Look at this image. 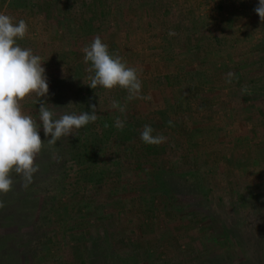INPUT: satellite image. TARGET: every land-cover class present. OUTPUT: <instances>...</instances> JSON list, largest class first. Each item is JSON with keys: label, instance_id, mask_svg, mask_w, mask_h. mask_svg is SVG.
<instances>
[{"label": "rangeland", "instance_id": "rangeland-1", "mask_svg": "<svg viewBox=\"0 0 264 264\" xmlns=\"http://www.w3.org/2000/svg\"><path fill=\"white\" fill-rule=\"evenodd\" d=\"M10 1L0 0V12L26 21L17 43L40 56L48 85L66 82L69 65L86 70L82 48L99 36L137 69L143 97L73 77L67 100L79 102L77 114L91 111L90 94L102 100L97 117L113 120L105 140L123 169L100 173V156L93 173H81L66 151L83 128L63 137L66 151L39 192L0 207V234L27 236L23 264H264L259 0H28L24 9ZM67 50L77 53L72 64L61 58ZM39 100L20 102L38 124ZM144 125L166 141L143 143Z\"/></svg>", "mask_w": 264, "mask_h": 264}, {"label": "clouds", "instance_id": "clouds-1", "mask_svg": "<svg viewBox=\"0 0 264 264\" xmlns=\"http://www.w3.org/2000/svg\"><path fill=\"white\" fill-rule=\"evenodd\" d=\"M254 11L264 21V0H259ZM27 32L25 20L14 22L13 17L0 12V193L4 194L12 189L13 172L31 183L33 174L38 171L35 159L43 147L39 134L41 126L44 136L51 137L49 145H54L61 137L72 135L73 129H81L97 119L95 105H90V113H64L56 117L48 104L39 103V124L22 110L20 102L27 96L35 94L41 98L48 94V82L40 56L17 43ZM82 52L84 62H90L87 69L92 73L87 84L90 88L99 86L111 90L119 87L127 91L129 100L143 98L139 96L142 85L137 69L128 66L121 57L110 54L107 44L99 36L84 46ZM232 75L229 73L228 77ZM112 107H117L116 102ZM123 126L124 122L117 119L116 127L122 129ZM153 131L150 125H144L140 140L149 145L166 141L163 135L154 136ZM3 206L0 201V207Z\"/></svg>", "mask_w": 264, "mask_h": 264}, {"label": "trees", "instance_id": "trees-1", "mask_svg": "<svg viewBox=\"0 0 264 264\" xmlns=\"http://www.w3.org/2000/svg\"><path fill=\"white\" fill-rule=\"evenodd\" d=\"M26 2H28V0H11L9 7L15 9H24L27 7ZM76 57V51L74 53V51L67 50L64 53H61L62 60L64 62H69V64H72L74 62L73 58L76 60ZM72 65L75 67L74 64ZM89 65L88 68L90 67ZM69 66L71 67L67 69L69 79H67L66 82L58 81L56 84L48 85V94L45 97H41L37 102V110L39 108V103L44 102L48 104V107L54 112L56 117L64 113H76L74 110L79 102H70L67 100V94L74 93V88L72 89L71 87V81L73 83V77L77 73L81 74L84 78L89 77L92 75V73L87 71L88 68L86 70L83 69V66L80 64H78L79 69L77 67L73 68L71 65ZM84 100L86 101V104H89V106H96L95 111L97 115L100 113L98 104L101 103L102 100H98L97 94H90L88 96V100ZM88 112L90 113L91 111ZM112 125L113 120H111L108 115L105 117L98 116L95 122H90L83 127V131L80 132L79 136L69 139L67 142V151L64 147V143L62 142L63 137H61L56 142V144L49 145L48 139L51 137L44 136L43 128L41 126L39 128V134L43 141V147L35 159V164L38 166V171L33 174L31 183H27L20 175L14 172L11 174V178L13 180L11 191L6 194L0 193L4 205L3 209H7L12 204H18L20 201L25 202L33 193L39 192L36 183L41 179L43 173H45L47 169L57 165L56 159H58L60 153H65V151L69 158H75L77 168L80 167L82 169L81 173L83 174L94 172V168L97 167V161H99L98 158L100 156H104L106 159H103V164H101V162L99 163L100 173L102 172L104 175L107 174L109 169L108 165L123 169L118 150H116V148L113 146L108 147L106 144L107 142L105 140V133L107 127L109 128ZM78 159L80 160L79 164L77 163ZM124 160H126V158ZM77 174L79 175V171H77ZM59 177L60 175H58L57 179ZM26 183L27 186H25ZM8 195L11 197L9 200L7 198ZM14 214L16 213L12 209V212L6 215L7 217L5 221L8 223L9 227L14 226ZM26 237L27 236L25 234H19L15 236L13 234L6 235V233L0 234V264H23L21 258L22 251H20L19 246L23 245L22 240H25ZM76 253L81 255L80 252Z\"/></svg>", "mask_w": 264, "mask_h": 264}]
</instances>
